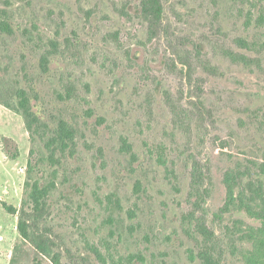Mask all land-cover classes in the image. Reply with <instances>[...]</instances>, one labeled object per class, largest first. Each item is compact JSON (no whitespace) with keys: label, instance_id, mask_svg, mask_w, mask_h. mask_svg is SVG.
I'll use <instances>...</instances> for the list:
<instances>
[{"label":"rangeland","instance_id":"374dc122","mask_svg":"<svg viewBox=\"0 0 264 264\" xmlns=\"http://www.w3.org/2000/svg\"><path fill=\"white\" fill-rule=\"evenodd\" d=\"M253 1L161 0L152 28L140 0H0L12 30H0V96L22 88L38 118L29 131L0 103V264H55L18 231L34 180L55 185L29 230L54 241L60 264L203 262L199 228L219 235L225 172L264 164V1ZM61 120L74 144L50 160ZM222 219L242 220L233 261L245 264L241 235L259 222L233 208Z\"/></svg>","mask_w":264,"mask_h":264},{"label":"trees","instance_id":"16d2710c","mask_svg":"<svg viewBox=\"0 0 264 264\" xmlns=\"http://www.w3.org/2000/svg\"><path fill=\"white\" fill-rule=\"evenodd\" d=\"M264 0H254L253 2H261ZM140 6L143 14L146 16L152 28L159 27L163 19V6L161 0H140ZM260 20L264 19L263 14H260ZM0 30L4 32H12L10 25L5 20H0ZM48 56H42L40 64L43 71L47 70ZM17 99V100H15ZM0 103L8 109L21 113L25 119L26 126L29 131L34 130L33 127L38 123V118L32 112L26 91L22 88H13L6 92L4 97L0 96ZM50 160L54 159V153L58 148L63 152L73 142V131L68 127L65 121L61 120L58 123L55 136L50 138ZM35 164L28 163V173H31ZM252 169L247 166H237V169L225 172L224 185L226 188V195L224 204L219 208L217 216L219 219L218 229L219 235H216L212 230H209L204 224L200 225V233L204 236V245L201 255L203 262L201 264H235L234 263V233H239L243 224L242 220H233L232 224L224 223L222 216L224 213H229L234 210H244L250 217L259 222V225H250L246 228V235L241 237L248 238L250 241V248L247 254H241L245 264H264V164L261 165L258 172L250 174ZM247 176L249 180L243 184L241 177ZM254 176V177H253ZM254 178L253 183L251 178ZM202 175L197 169L192 174V189L195 194L202 192L200 190V180ZM54 182L50 181L47 184L40 186L38 180L31 183L26 181V199L23 204L31 206V212L28 213L21 210L18 217V231L23 240L29 241L40 253L49 257L55 264H60L59 253L54 249L55 243L49 237L35 230L39 218L43 219V214L47 208V197L54 187ZM234 185H239L240 190L237 195L233 192ZM256 185V186H255ZM254 186V187H253ZM248 191V194L245 193ZM198 192V193H197ZM202 194V193H201ZM256 203V204H255ZM15 213L16 210L13 209ZM33 217L34 230L30 231V225L27 219ZM46 234V233H45ZM241 234V233H240Z\"/></svg>","mask_w":264,"mask_h":264}]
</instances>
